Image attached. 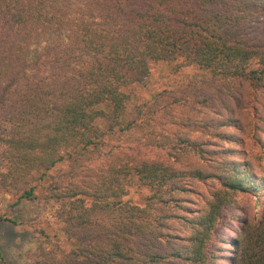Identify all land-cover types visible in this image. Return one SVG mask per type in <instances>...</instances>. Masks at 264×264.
<instances>
[{"label":"trees","instance_id":"16d2710c","mask_svg":"<svg viewBox=\"0 0 264 264\" xmlns=\"http://www.w3.org/2000/svg\"><path fill=\"white\" fill-rule=\"evenodd\" d=\"M156 61L208 78L129 107ZM0 191L76 241L24 264H264V206L236 213L264 196V0H0Z\"/></svg>","mask_w":264,"mask_h":264},{"label":"rangeland","instance_id":"374dc122","mask_svg":"<svg viewBox=\"0 0 264 264\" xmlns=\"http://www.w3.org/2000/svg\"><path fill=\"white\" fill-rule=\"evenodd\" d=\"M176 64L177 62H152L150 74L146 81L141 84H133L126 90L129 94V107L134 104L151 102L164 89H174L195 79L208 78V73L198 65L192 64L177 67ZM214 92L215 90L212 93L216 99L213 103H218L219 100H217L218 98ZM230 105L232 106L233 104ZM217 108H220V106ZM222 113L229 115L226 112ZM227 130L234 131L233 128ZM244 140V145L239 148L236 144H230L229 146L243 149L245 152H254L256 148L250 145V140L246 135ZM130 148L136 153L147 157L162 156L160 151L149 147H140L132 144ZM237 157L245 158L247 156L246 154H239ZM65 166L66 162H61L52 169V172L63 169ZM195 187L199 191L206 189L201 183L196 184ZM148 192L146 187L133 184L128 188V193L124 198L143 204ZM39 193L41 194V190H39ZM188 199H190L188 203L191 207H194L198 201L195 195H191ZM238 199L242 209V211H236L238 215L252 221L261 216L264 196L257 198L247 194H239ZM14 201L15 199L12 195L0 191V216L9 217L15 221L14 223L0 221V247L7 264L26 263L28 253L34 250L38 244L60 248L63 251H68L75 246V239L68 237L64 224L56 216L57 209L60 207L59 204L46 203L40 199L22 201L18 204H14ZM236 223L234 224L235 226L237 225ZM220 261L221 264H228L225 259Z\"/></svg>","mask_w":264,"mask_h":264}]
</instances>
